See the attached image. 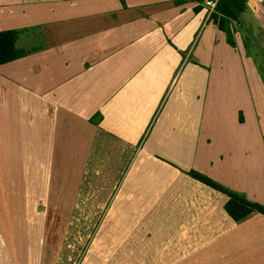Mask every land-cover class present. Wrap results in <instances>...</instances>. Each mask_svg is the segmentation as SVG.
<instances>
[{
  "label": "crops",
  "instance_id": "1",
  "mask_svg": "<svg viewBox=\"0 0 264 264\" xmlns=\"http://www.w3.org/2000/svg\"><path fill=\"white\" fill-rule=\"evenodd\" d=\"M246 5L222 31L197 0H0L17 50L0 64V155L106 141L264 204L249 165L264 162V0ZM3 114L26 134L2 135ZM221 212L219 258L264 264V215Z\"/></svg>",
  "mask_w": 264,
  "mask_h": 264
},
{
  "label": "rangeland",
  "instance_id": "2",
  "mask_svg": "<svg viewBox=\"0 0 264 264\" xmlns=\"http://www.w3.org/2000/svg\"><path fill=\"white\" fill-rule=\"evenodd\" d=\"M260 72L264 79V68ZM21 122L26 134L25 117L2 123L1 134L5 126L20 132ZM43 144L1 149L0 264L233 261L219 258L223 249L215 239L230 228L221 212L227 199L222 191L139 157L138 148L128 151L106 141ZM249 165L263 186L264 162L253 157ZM238 255L244 256L240 249Z\"/></svg>",
  "mask_w": 264,
  "mask_h": 264
},
{
  "label": "trees",
  "instance_id": "3",
  "mask_svg": "<svg viewBox=\"0 0 264 264\" xmlns=\"http://www.w3.org/2000/svg\"><path fill=\"white\" fill-rule=\"evenodd\" d=\"M246 6L245 0H220L216 11L211 15V19L220 30L225 31L229 20L237 19ZM16 58L17 50L14 32L12 30L0 31V64L13 61ZM187 174L201 183L226 194L227 200L224 204V210L233 221L237 222L254 212L264 215V204L249 200L242 193L222 186L208 176L193 169L187 171Z\"/></svg>",
  "mask_w": 264,
  "mask_h": 264
},
{
  "label": "built area",
  "instance_id": "4",
  "mask_svg": "<svg viewBox=\"0 0 264 264\" xmlns=\"http://www.w3.org/2000/svg\"><path fill=\"white\" fill-rule=\"evenodd\" d=\"M206 10L209 16H211L215 11L220 2V0H197ZM246 2L248 0H245Z\"/></svg>",
  "mask_w": 264,
  "mask_h": 264
}]
</instances>
